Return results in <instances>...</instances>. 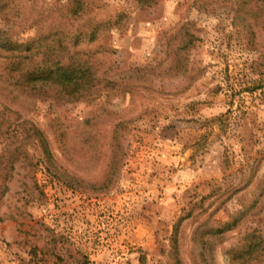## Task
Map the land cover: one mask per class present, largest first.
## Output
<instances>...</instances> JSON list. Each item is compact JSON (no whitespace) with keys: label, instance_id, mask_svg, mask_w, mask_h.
I'll list each match as a JSON object with an SVG mask.
<instances>
[{"label":"rangeland","instance_id":"1","mask_svg":"<svg viewBox=\"0 0 264 264\" xmlns=\"http://www.w3.org/2000/svg\"><path fill=\"white\" fill-rule=\"evenodd\" d=\"M2 44L0 264H264V0H0Z\"/></svg>","mask_w":264,"mask_h":264},{"label":"trees","instance_id":"2","mask_svg":"<svg viewBox=\"0 0 264 264\" xmlns=\"http://www.w3.org/2000/svg\"><path fill=\"white\" fill-rule=\"evenodd\" d=\"M151 3V1L146 2V4ZM2 44L0 47H2ZM14 45L6 44L8 50H14L12 48ZM28 59V56H24ZM90 68L85 64L72 65L70 63H64L62 60L57 59L50 66H38L36 69L27 71L24 76L27 78L28 85L35 89L39 84L41 86H51L65 92L68 95L69 89L74 86L79 88L82 85L87 86L90 83L89 74ZM40 146L44 152L47 159H50V153L48 151L46 142L43 138H38ZM260 247L261 244H254L249 251H254V247Z\"/></svg>","mask_w":264,"mask_h":264}]
</instances>
